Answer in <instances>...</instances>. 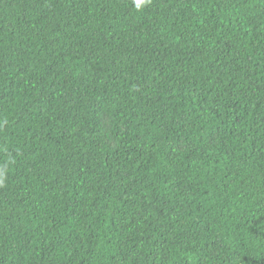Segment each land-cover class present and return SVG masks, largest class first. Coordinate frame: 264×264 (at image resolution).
Returning <instances> with one entry per match:
<instances>
[{
    "label": "trees",
    "instance_id": "16d2710c",
    "mask_svg": "<svg viewBox=\"0 0 264 264\" xmlns=\"http://www.w3.org/2000/svg\"><path fill=\"white\" fill-rule=\"evenodd\" d=\"M0 264H264V0H0Z\"/></svg>",
    "mask_w": 264,
    "mask_h": 264
},
{
    "label": "clouds",
    "instance_id": "9594fccd",
    "mask_svg": "<svg viewBox=\"0 0 264 264\" xmlns=\"http://www.w3.org/2000/svg\"><path fill=\"white\" fill-rule=\"evenodd\" d=\"M149 3H151V0H134V4L137 11L142 10ZM8 171L9 169L7 167H0V187L4 186Z\"/></svg>",
    "mask_w": 264,
    "mask_h": 264
}]
</instances>
